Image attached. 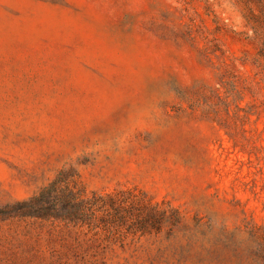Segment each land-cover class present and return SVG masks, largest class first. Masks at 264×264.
I'll list each match as a JSON object with an SVG mask.
<instances>
[{"label": "rangeland", "instance_id": "374dc122", "mask_svg": "<svg viewBox=\"0 0 264 264\" xmlns=\"http://www.w3.org/2000/svg\"><path fill=\"white\" fill-rule=\"evenodd\" d=\"M0 264H264V0H0Z\"/></svg>", "mask_w": 264, "mask_h": 264}, {"label": "trees", "instance_id": "16d2710c", "mask_svg": "<svg viewBox=\"0 0 264 264\" xmlns=\"http://www.w3.org/2000/svg\"><path fill=\"white\" fill-rule=\"evenodd\" d=\"M63 173L29 201L19 202L8 208L17 216L36 219L78 220L85 211L81 197L68 193L66 183L61 180ZM3 211H1L2 213ZM12 214V213H11Z\"/></svg>", "mask_w": 264, "mask_h": 264}]
</instances>
